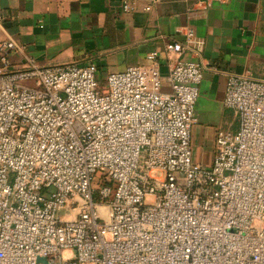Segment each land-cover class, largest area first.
I'll use <instances>...</instances> for the list:
<instances>
[{"label":"built area","instance_id":"2783aa9c","mask_svg":"<svg viewBox=\"0 0 264 264\" xmlns=\"http://www.w3.org/2000/svg\"><path fill=\"white\" fill-rule=\"evenodd\" d=\"M184 36L166 78L151 53L103 85L95 64L42 67L0 43V264H264V80L227 75L239 126L197 163L209 68L180 58L203 47Z\"/></svg>","mask_w":264,"mask_h":264},{"label":"crops","instance_id":"0c3cea01","mask_svg":"<svg viewBox=\"0 0 264 264\" xmlns=\"http://www.w3.org/2000/svg\"><path fill=\"white\" fill-rule=\"evenodd\" d=\"M0 18V43L13 39L42 67L95 64L101 83L111 73L149 66L151 53L159 54L166 78L178 59L167 44L183 42L193 30L202 51L187 50L180 58L209 68L192 135L201 165L212 164L218 131L239 126L224 105L227 75L264 80V0H136L128 13L121 0H0ZM10 58L21 68L27 64L17 51Z\"/></svg>","mask_w":264,"mask_h":264},{"label":"water","instance_id":"95a60500","mask_svg":"<svg viewBox=\"0 0 264 264\" xmlns=\"http://www.w3.org/2000/svg\"><path fill=\"white\" fill-rule=\"evenodd\" d=\"M41 262L46 263V260L42 259Z\"/></svg>","mask_w":264,"mask_h":264},{"label":"rangeland","instance_id":"374dc122","mask_svg":"<svg viewBox=\"0 0 264 264\" xmlns=\"http://www.w3.org/2000/svg\"><path fill=\"white\" fill-rule=\"evenodd\" d=\"M100 82V81H99ZM101 85H103V83H100ZM221 131H226V130H221Z\"/></svg>","mask_w":264,"mask_h":264},{"label":"clouds","instance_id":"9594fccd","mask_svg":"<svg viewBox=\"0 0 264 264\" xmlns=\"http://www.w3.org/2000/svg\"><path fill=\"white\" fill-rule=\"evenodd\" d=\"M65 255H70V253H66Z\"/></svg>","mask_w":264,"mask_h":264}]
</instances>
